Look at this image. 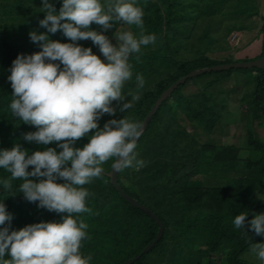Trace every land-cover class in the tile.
Wrapping results in <instances>:
<instances>
[{"label": "trees", "instance_id": "trees-1", "mask_svg": "<svg viewBox=\"0 0 264 264\" xmlns=\"http://www.w3.org/2000/svg\"><path fill=\"white\" fill-rule=\"evenodd\" d=\"M30 1L41 3L31 7ZM49 3L58 11L62 0H49ZM101 3L104 5L107 0H101ZM260 3L262 0H135V5L144 12L145 34H155L157 40L155 44L142 47L140 54L129 58L133 75L125 82L122 94L133 107L124 113L117 111L115 116L103 115L98 126L103 128L108 120L123 117L142 124L164 92L191 72L262 58L264 13H258ZM42 6V0H0V151L11 150L16 144L26 149L29 155L56 148L55 143L37 145L24 141L25 133L37 129L14 118L9 109L13 89L8 76L13 60L18 55L29 56L42 50L39 43L30 41L29 32L44 33L50 41L72 42L60 31L50 34L39 26V21L44 19ZM224 14L234 19L232 24L221 20ZM14 17H18L15 23L12 22ZM258 17L262 32L259 55L251 59H231L229 37L246 29L249 31L253 26L256 28L251 19ZM9 18L12 21L9 22ZM224 27L228 33L226 36L220 33ZM90 30L101 32L109 40L115 39L116 31H132L134 35L140 31L135 26L120 23L106 32L95 24ZM77 43L91 48L93 54L104 60L91 40ZM187 45L196 49L192 50L194 56L182 55ZM215 73L220 74V79L232 74L252 79L249 81L252 90L238 100L241 103L249 101L252 110L247 109L245 117L253 128L257 122V126L264 129V69L204 73L188 79L161 103L135 149L137 159L143 160L145 166L127 168L119 171L117 176L122 190L150 209L165 228L155 247L134 264H254L246 260L250 245L264 243V236L256 235L247 224L246 234L233 224L234 218L241 213L248 214L247 220H251L253 214L259 215L264 210V196L259 198L260 190H264L263 143L248 130L244 146L247 156L244 148L234 145L220 146L216 151L211 136L216 133L221 118L210 107L215 104L213 97L210 99L214 102H209L204 91L187 95L184 92L194 79ZM257 73H260L259 77ZM138 74L145 81L139 90ZM219 82L216 80L204 90ZM137 94L140 98L134 100L133 96ZM112 106H116L115 101ZM88 135L73 147L82 149L89 142ZM200 135L206 140L201 141ZM56 151L61 149L56 148ZM113 162L104 163L102 175L82 186L90 193L86 207L91 211L78 214L79 219L88 225L87 238L81 242L80 252L85 257L91 255L90 264H124L138 256L155 239L159 229L155 221L124 201L112 187L107 174ZM31 170L32 166H29L28 171ZM8 177L10 173L0 169V180ZM21 183V180L12 181V190L8 192L0 184V202L13 216L10 231L40 222H62L65 214L38 208V202L29 203L18 191Z\"/></svg>", "mask_w": 264, "mask_h": 264}, {"label": "clouds", "instance_id": "clouds-1", "mask_svg": "<svg viewBox=\"0 0 264 264\" xmlns=\"http://www.w3.org/2000/svg\"><path fill=\"white\" fill-rule=\"evenodd\" d=\"M42 5L44 19L39 26L50 34L60 31L72 42L50 41L44 33L29 32L30 41L39 43L42 50L13 60L8 76L13 89L9 109L14 118L37 129L25 133L24 141L55 143L61 151L47 148L29 155L19 144L0 151V169L10 173L0 184L8 192L12 181L21 180L18 191L29 203L38 202V208L65 215L60 223L40 222L10 231L13 216L0 202V226H4L0 227V264H90L91 255L80 252L88 225L78 214L91 211L86 207L90 193L82 186L100 177L102 165L109 160L114 161V171L145 166L135 152L140 123L123 117L110 119L100 128L97 122L105 114L115 116L117 111L124 113L133 107L122 94L133 75L129 58L155 44L157 37L145 34L144 12L135 0H107L104 5L101 0H62L58 11L49 0H42ZM117 23L140 31L138 35L116 31L113 45L106 35L90 30L95 24L106 32ZM80 40H91L104 60L91 48L80 46ZM136 59L139 61V55ZM136 83L137 90L144 87L142 75L136 76ZM86 135L89 142L82 149L74 148ZM247 216L237 215L234 227L245 232L247 224L256 235L264 236V214H253L251 220ZM249 251L264 262V243H252Z\"/></svg>", "mask_w": 264, "mask_h": 264}, {"label": "rangeland", "instance_id": "rangeland-1", "mask_svg": "<svg viewBox=\"0 0 264 264\" xmlns=\"http://www.w3.org/2000/svg\"><path fill=\"white\" fill-rule=\"evenodd\" d=\"M28 3L32 7L36 5V3L39 4L41 2L30 1ZM257 6L259 9L258 13L260 15L261 13H264V0H262V4L260 3V6ZM228 8L230 9V7ZM224 15L225 16L222 17L221 20L226 24L229 22L232 24L234 19L229 18V16H227L226 14ZM259 18L260 17L256 18L255 20L251 19L253 23L257 25L256 28H254L253 26V28L249 29V31L246 29V31L234 33L229 37V43L232 46V53L230 56L231 59L241 58V60H244L246 58L251 59L259 55L262 47V43L260 42L262 32L259 29L261 26V22L259 21ZM17 19L18 17H14L12 21L9 18V22L12 21L13 23H15ZM246 24L250 23L246 21ZM225 28L226 27H224V30H220V33L223 36H226L228 34ZM110 41L113 43V45H115V39L111 38ZM192 50L196 51V49H193L191 46L187 45L185 46L182 55L184 54V57L194 56ZM189 51H191V53ZM216 80L221 82L212 85L207 90H204L205 86L216 82ZM193 81L194 82L189 84V86L184 89L186 95L195 94L199 90L200 93L202 91L206 92L209 102L215 101L214 106L209 103L210 107L214 110L215 115H219L221 118L220 125L216 130V133L211 136V141L216 147V151L219 150L220 146L234 145L239 147L240 149L244 148L247 142L246 132L248 130L253 132L255 137H257L264 145V129L259 128L257 126V122L254 124L253 128L251 121L245 117V115L247 114V109L252 110L249 106V101L247 100L245 103H241L238 100L245 93H248L250 92V90H252V84L249 82L252 81L250 77L241 74H232L231 77L220 79V74L215 73L213 76L200 77L198 79H194ZM210 96L213 97L214 101L210 99ZM186 129L188 132L191 131V128H189L188 125L186 126ZM199 139L201 141L206 140V138L202 137L201 135ZM247 154L248 151L246 150V156ZM196 179L200 180V177H197ZM203 179L205 181V178H202V180ZM263 196L264 190L261 189L259 192V198L262 199ZM260 214H264V210H262ZM246 260L258 261L259 264H264V262H261L254 254L250 253V251H248V254H246Z\"/></svg>", "mask_w": 264, "mask_h": 264}, {"label": "water", "instance_id": "water-1", "mask_svg": "<svg viewBox=\"0 0 264 264\" xmlns=\"http://www.w3.org/2000/svg\"><path fill=\"white\" fill-rule=\"evenodd\" d=\"M253 68L261 70V71L264 69V56L262 58H259V59L255 60V61H251V62H236V63H232V64H228V65L215 66V67H212V68H202V69H198V70H195V71L191 72L187 77H184L180 81L174 83L155 102V104L151 108L150 112L148 113V115L144 119L143 123L141 124L142 132H141L140 137L144 133L145 129L147 128L149 122L151 121L152 117L156 113V111L159 108V106L161 105V103L164 102L166 99H168L171 96V94L179 86L183 85L188 79H192V78H194L196 76H199L201 74H204V73L222 72V71H228V70H232V69H234V70H240V69L247 70V69H249L250 70V69H253ZM259 76H260V73H257V77H259ZM140 137L138 138L137 142L139 141ZM118 173H119V171H114L111 168L110 173L107 174V177L109 178L110 184L112 185V187L116 190V192H118L120 194V196L122 197V199L124 201H126L128 204H130L133 208L139 209L145 216H147L151 220L155 221L157 226H158V228H159L155 239L149 245H147L141 251V253L138 256H135L132 259H130V260H128V261H126L124 263V264H134L137 260H139V258L141 256H143L144 254L148 253L152 248L155 247V245L162 238L165 228H164L163 223L160 221V219L150 209H148L144 205L140 204L133 197L129 196L128 194H126L122 190L121 186L118 184V181H117Z\"/></svg>", "mask_w": 264, "mask_h": 264}]
</instances>
